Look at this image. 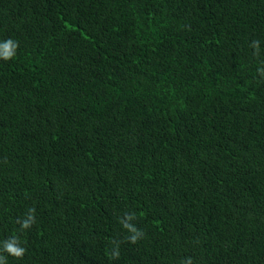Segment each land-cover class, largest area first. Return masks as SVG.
I'll return each mask as SVG.
<instances>
[{"label":"trees","instance_id":"obj_1","mask_svg":"<svg viewBox=\"0 0 264 264\" xmlns=\"http://www.w3.org/2000/svg\"><path fill=\"white\" fill-rule=\"evenodd\" d=\"M8 40L6 264H264V0H0Z\"/></svg>","mask_w":264,"mask_h":264},{"label":"clouds","instance_id":"obj_2","mask_svg":"<svg viewBox=\"0 0 264 264\" xmlns=\"http://www.w3.org/2000/svg\"><path fill=\"white\" fill-rule=\"evenodd\" d=\"M17 46H18L17 43L14 42L13 40H8L3 44H0V55H2V57L5 60L13 58ZM251 46L257 50L256 54H258L259 41L254 40ZM258 72L260 73V75L264 76V68L258 69ZM34 213H35L34 208L28 210L27 218L21 221L22 229H29L32 226V224L35 223ZM133 219H135L134 214L126 215L124 218L121 219L120 223L122 224L123 228H125L131 234L126 239L130 243L135 244L143 236V232L137 230V228L132 223H130V221ZM3 250L17 259L23 258L26 251L25 248L20 246L19 240L16 237H12L4 241ZM111 256L114 259L119 258L118 244L112 249ZM0 264H6V259L2 256H0ZM182 264H192L191 258H187L185 261L182 262Z\"/></svg>","mask_w":264,"mask_h":264}]
</instances>
